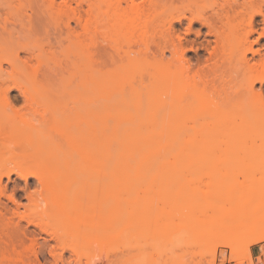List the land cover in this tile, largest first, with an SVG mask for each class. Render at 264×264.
<instances>
[{
	"label": "bare ground",
	"instance_id": "bare-ground-1",
	"mask_svg": "<svg viewBox=\"0 0 264 264\" xmlns=\"http://www.w3.org/2000/svg\"><path fill=\"white\" fill-rule=\"evenodd\" d=\"M178 1L184 2L6 1L12 10L3 20L22 28L13 44L1 48L0 166L5 168L18 156L17 146L5 140L17 128L6 115L12 90H18L32 107L42 102L57 107L74 103L85 112L76 122L55 120L53 130L62 156L54 155L53 164L42 174L33 173L51 190L43 214L57 216L59 227L74 224L80 234L104 233L109 242L121 241V236L130 242L133 236L134 243L144 230H153L144 233L148 237L160 230L166 234L180 200L187 208L186 216L181 214L184 221L206 225L203 231L210 239L227 241L232 247L234 241L264 239V188L237 183L241 176L264 182V105L251 110L250 117L244 109L235 117L226 108L232 93L210 90L208 80L192 74L184 41L174 38L176 19L186 18L190 31L199 22L215 37V46L207 38L200 46L213 56L229 28L236 45L231 61L251 73L248 90L263 98L254 84L264 83V47L254 44L264 37V0L218 4L211 0V5L193 0L187 6L189 15ZM62 38L70 43L64 45ZM107 56L114 69H108ZM19 133L22 143L24 134ZM35 151L30 158H43V149ZM73 154L77 159L71 165ZM249 154L256 158L255 170L246 164ZM82 171L91 172L87 183L78 184L71 193L61 191L66 177L76 179ZM4 174L9 176L10 171H0L1 194L7 190ZM29 175L22 174L25 180ZM123 230L137 234L127 238ZM6 237L4 242L16 249Z\"/></svg>",
	"mask_w": 264,
	"mask_h": 264
},
{
	"label": "rangeland",
	"instance_id": "rangeland-1",
	"mask_svg": "<svg viewBox=\"0 0 264 264\" xmlns=\"http://www.w3.org/2000/svg\"><path fill=\"white\" fill-rule=\"evenodd\" d=\"M6 1L0 0V15L2 14V17L0 16V19H2L0 21V55L2 54L1 48L13 44L22 28L20 23L15 24L11 20L4 21V17H9V12L12 10ZM192 1H178L177 5L185 4L187 15H189L187 6ZM212 1L206 0V3L211 5ZM219 2L221 3L223 0L215 1L216 4ZM200 4L202 3L200 2ZM258 20L260 21V17ZM174 24V38L181 37L184 41L187 47V55L192 63V74L198 73L203 80H208L210 90L224 89L227 93H232L230 96L231 100L226 108L231 109L235 117L239 116L241 109H244L245 115L250 117L251 110L264 105V83L255 82V92L263 97L255 98L247 87L251 73L244 71L236 61H231L236 45L234 33L229 28H226L224 44L217 51L218 54L211 56L210 52L200 47L201 43L206 41V38L212 40V45H216L214 42L215 37L208 34L207 27H202L199 22H194L192 25L193 29L190 31L188 30V20L186 18L176 19ZM60 42L64 45L70 43L68 38H62ZM263 47L264 37L260 39L259 43L254 44V48ZM55 48H60L59 43L55 45ZM135 49L138 48L135 47ZM249 56H251V53H249ZM106 62L108 69L116 67L108 56L106 57ZM236 89H240L239 93L234 91ZM10 97L11 105L6 107V115L10 120V125L17 128H14L13 133H10L9 138L5 140L12 141L17 146L16 153L18 156L5 168L0 166L1 172L10 171L9 176L6 174L2 176V183L7 189L6 193L1 194L0 192V234L4 236H0L2 239H0V264H264V239L258 242L255 241V243L247 242L246 244L243 242L244 240L234 241L236 247H234L235 245L232 247L231 244H227V241L224 243L223 240H218L217 238H211V240L208 238V232L205 233L206 236L204 234L205 231L203 230L207 231L206 225L199 224L198 220L196 223L193 221L190 224V221L187 220L185 222L186 219L181 217V214L184 217L186 216L187 208L184 207V202L181 204L180 200L177 202L183 207L177 206L176 209L174 208L176 212L172 215L173 223L172 225L170 224V230L167 229L168 231H165L166 234L162 235L161 233H164L161 232L162 230L158 233L154 232V236L152 234L149 237L150 232L148 233L147 230V232L144 230V233L146 232L148 235L141 232L147 237L138 233L145 237L144 240L148 241L152 238L149 243L144 240V242L141 241L143 237L138 235L136 237L141 238H136L138 240L134 243H131L135 241L133 236L130 242L127 241L128 243L126 242V237L123 239L122 236L120 237L122 238L121 241L118 238V241L113 238L118 243L112 241V239H110L112 242H109V238H105L104 233L101 232L99 236H96L98 232L94 234L95 236L91 234L94 237L87 235L88 238L82 235L83 233L80 234V230H78L80 228L78 226L77 228L74 224L65 228L60 225L61 229L59 227L60 222L59 224L57 223L59 221L57 216L55 219V215L52 218L50 212L47 217L43 214V209L46 208V199L51 197V190H46L33 173L45 172V169H48L53 164L54 155L62 156L61 149L59 150L58 146V135L53 130L55 120L76 122L84 116V108L81 104L71 103L67 107H57V105H51L47 102H42L40 105L32 107L25 102L18 90H12ZM21 130L25 139L22 143H20L18 137ZM2 143L3 139L0 140V151ZM35 148L44 150V153H42L43 158L39 157L41 158L39 159L37 157V160L36 157L34 159V156L32 158L29 157V155L35 154ZM76 159V154L70 156L71 165L75 164ZM254 160H256L255 156L250 154L246 156V164L251 163V167L256 164ZM254 168L256 166L252 167V170ZM23 173H30L26 180L22 176ZM90 173V171H82L76 179L66 177L60 185L61 191L73 192L78 184L87 183ZM74 182L76 184H73ZM237 183L264 188L263 181H256L251 177L245 178L241 176ZM59 198H56V200ZM38 204L41 206L37 207ZM180 208L186 209L180 210ZM184 227L186 230H184ZM124 230L122 234L125 235L126 233L127 238L128 235L130 238L132 234L137 232L134 231L135 233H132L131 231L132 234L130 235V230L129 233H127L128 231L124 232ZM142 230L140 229L139 232ZM6 235L15 242L16 249L11 247V242L8 244L4 242L5 239L7 240V237L5 238ZM203 235L207 238H204ZM77 236L81 239H78ZM102 237L104 240H108L107 243ZM99 240L104 242L102 243ZM72 245L75 246V250L74 247H71ZM73 250L76 252L73 253Z\"/></svg>",
	"mask_w": 264,
	"mask_h": 264
}]
</instances>
